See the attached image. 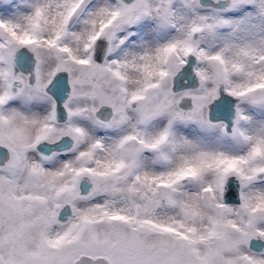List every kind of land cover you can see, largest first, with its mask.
<instances>
[{
	"label": "snow or ice",
	"instance_id": "6c2138e0",
	"mask_svg": "<svg viewBox=\"0 0 264 264\" xmlns=\"http://www.w3.org/2000/svg\"><path fill=\"white\" fill-rule=\"evenodd\" d=\"M0 264H264V0H0Z\"/></svg>",
	"mask_w": 264,
	"mask_h": 264
}]
</instances>
